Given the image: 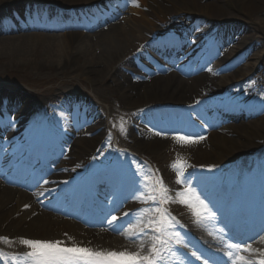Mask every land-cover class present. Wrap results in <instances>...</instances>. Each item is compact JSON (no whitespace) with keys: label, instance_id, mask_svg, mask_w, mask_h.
Wrapping results in <instances>:
<instances>
[{"label":"bare ground","instance_id":"1","mask_svg":"<svg viewBox=\"0 0 264 264\" xmlns=\"http://www.w3.org/2000/svg\"><path fill=\"white\" fill-rule=\"evenodd\" d=\"M71 1L74 2V5L78 6L81 11V16L84 17L83 19L82 17L69 18L68 21L72 23L73 28L77 30L69 33L64 32L62 34L23 32V30L29 31L30 29H39L40 27H48V29L53 27V29L56 30L55 26H57L58 23H55V21H64L67 19V14L63 12L62 5L65 2ZM95 3L101 4L100 7L89 9V7L93 6ZM138 3L139 7L133 6L131 0H121L120 3H118L117 0H0V18L8 12L7 9L9 7L15 13H19L20 8L24 7L25 11L23 12L33 18L32 21H26L24 26H17L8 21V23L0 27V32L14 31L13 33H15L13 36L0 37V54L10 53L14 55L17 51L27 54L28 50L32 47L39 48L41 44L45 45L46 49L45 51L42 50V53L48 57L49 61L55 64L54 66L59 67L57 70L58 74L61 76H70L73 72H76L78 73L77 77L79 76L81 80L89 83L92 88L96 86L104 87L106 93L114 98L113 102L109 104L110 106L106 109L102 106L104 103H107L104 102L103 99H94L96 101H93L95 102V106L98 107L95 122L97 121L100 123H97L98 126L96 128L103 124L106 130L91 141H86L83 136H80V139L75 141L72 153V157L75 158V161L71 162V167L78 169V176H91V172H88L85 167H80V165H92L94 163V161L93 163L90 162L92 157L87 158V156H90V153L95 150L100 140L111 141L113 136L110 133V129H113L116 132L118 146L130 150V152L143 153L139 156L145 158L151 166L154 167L157 177L162 178L168 189L171 187L178 188L175 186L180 187V185L176 184L175 180H173V174L175 172L168 164L169 157H171L172 163L177 158L183 159L187 164L189 163V159L194 161V166L186 168L189 178H192V175H195L198 168L201 166L216 164L215 161L223 162V158L225 157L231 162L241 158L237 163L239 167V173H237L241 174L245 172L248 174L247 180L249 182L252 181V179H256L255 168L258 162L264 157L263 151L259 150L257 154L251 157L247 154L254 151V148H256L253 147L255 146V142L263 140L264 144V118H261L256 123H246L242 121V124L233 126L234 129H237L238 139H231L227 135L220 134L216 130H208V147L200 151H194L192 147H180L181 151H177V148L173 146L172 142L174 136H171L172 132L169 131V129H173L172 127L168 128L167 126L164 128L167 131V135L163 136L164 139L157 138L158 135H156L154 131L145 139L141 136L135 139L134 134L132 132L129 133V131H135L138 127L143 125L144 122H147L148 126H153V118L152 120H148L147 117H140L144 113H150L149 109L144 108L145 106L161 104L168 107L169 111L171 109V111L174 112L177 110L175 107L180 106V104L188 100L194 90L198 91L201 89L202 91L206 90L209 92L215 90L218 85L222 86V88L230 85L233 89L243 88L245 90L244 92L242 90H236L231 93V96L235 97L231 99L233 103L246 99L251 101L258 99L260 102L264 101V96L259 94L257 88L250 89V87L246 85L234 84L243 80L242 78H245L244 76L241 78H232L231 80L229 76H222L220 79L215 80V78H211L210 76L202 75L199 78L187 81L175 75L168 77L159 73V70L155 69L158 66L148 62L144 57H138L131 61H124V58L128 51L126 48H131L136 40L140 41L144 39L140 38V36H143L145 33L151 35L157 34L162 29L158 24L164 23V21H167V19L172 16H182L183 14L191 16L193 13H200L202 16H207V19L229 23L231 22V20H229L230 16H237L239 14L243 22L239 31L243 30L245 32L248 27L247 21H251L254 17L264 13V0H138ZM50 9H53V12H50ZM229 9H233L237 12L236 15H232ZM101 10H104L106 17L109 16L108 19L115 18V21L109 23L105 28L94 32H87V34L84 35L83 33H78L81 32L80 29L88 31L91 28V24L98 22V12ZM187 19L188 23L191 24L192 19L188 17ZM18 28L23 29L17 30ZM233 28L234 25H231V31L229 33L234 32ZM259 33L264 37V27ZM161 38L156 37L153 42L158 45L168 46L169 43ZM74 44H78V52L73 51ZM69 48L71 51H68L70 55L67 56L66 51L69 50ZM81 52H84V54L82 56V61L79 62L80 58L78 56ZM37 55L40 58V54ZM240 56L247 57L248 53L242 51ZM75 58L79 63L76 69L72 70L69 68V65L74 62L73 60ZM62 61H64L63 65ZM257 64L264 69V60H261L260 55L251 63V66L254 67ZM242 72V68L238 70L239 75H241ZM250 92L252 93L250 94ZM7 95L6 92H0V106L4 108L6 101H8L13 105L14 110L17 109L19 102L12 101L14 99L13 94L10 96ZM101 98L106 99L107 97L104 96ZM40 99L41 100L36 97H31V105L24 107L20 112L23 115L22 122L26 127H28L29 122H32L37 117L40 116L41 118L44 113H49L55 124L63 128L62 122L69 119L68 115L64 112V108H67L73 102L78 105L83 104V99L80 97L73 98L70 93H66L65 91H59L50 98L43 97ZM21 101L23 105L24 103L28 104L26 99ZM84 102H86V100ZM203 105L204 102L201 100H192L185 104L184 109L190 116L193 113L198 114ZM116 107L121 110V114L115 111ZM161 112L165 111L161 110ZM104 113H109V126H107V123L104 124L103 122L104 119H102V117ZM135 113L138 115L135 116ZM121 118L124 121L123 132L118 130L120 129L119 125ZM179 124L180 123H178V125ZM96 128L93 129L95 130ZM225 129L227 128H223L222 130ZM62 131L63 130L60 131L58 129L57 135H61ZM32 132L33 131L30 130V135ZM34 133L33 137L35 139L43 136L47 145V138L53 135L55 131L50 126L44 131L37 130ZM70 134L75 133L71 132ZM17 138L19 139L20 136H17ZM60 139H64V137H60ZM24 140L26 139L24 138ZM20 142H22V139H20ZM170 142H172V144H170ZM132 145L133 147L131 149L133 151L130 149ZM17 146L18 145L9 144L4 147L2 158L8 162L17 150ZM107 147L109 149V154H107L106 158H103V162L106 165L104 168H100V170L108 169V166L113 167L115 163L109 164V157L110 154L118 152L117 161L119 157L123 159L121 171L127 173L126 176L128 180L132 179L131 175H143V172L133 173L132 166H130L129 163H134L136 160L132 159L133 157L130 154L119 152L116 150L119 148L112 145H107ZM9 149H11V151L7 154V150ZM186 152H189L188 154L192 156L188 157ZM37 154L38 152L36 149L29 156L30 161H34ZM45 154H43V156ZM223 154L226 155L223 156ZM83 158V163H80V160ZM140 165L144 168H150V166L143 162H141ZM5 167L6 166H1L0 171H4ZM12 167L16 169L19 166L15 165ZM157 167H159L158 170ZM114 170L116 169H111V171ZM44 172L45 174L48 173L47 171ZM5 173L8 174L0 175V237H7L9 239V243L0 242V245L8 252H3L5 254L3 257L4 260L13 254H23L20 249L23 247L20 243V238L62 240L68 246L76 244L82 247H90L94 250H127L130 252L139 250V244L136 240L134 241L135 244L121 242L117 240V238L111 236L108 231L99 230L95 232L87 229L86 224L88 220L84 218V215L78 213V210L74 209L72 201L68 202L69 205H58L56 209H60L65 216L80 218L84 227L79 225V223H74L65 218H58L52 213L42 210L38 203L33 202L32 198L23 197V194L26 193L24 190L12 187L1 188V181L4 179H10L12 183L16 185L20 184V182L17 183L18 181L13 178H20L21 172L19 169L16 170V172L10 170ZM50 180L53 183L51 188L54 190L53 196L64 194V188L68 180L59 182V179L53 174H51ZM140 183L143 185V178L141 182H139V185ZM76 190L73 189L74 194L71 196L75 203L80 199L81 193ZM18 194L22 195L18 196ZM45 194L50 195L52 192L49 189L44 192V195ZM172 194L173 192L171 194L169 192L170 196ZM40 195V191L35 192V199L39 200L44 205L47 204V202L43 200V196ZM209 195L216 196L217 192H211ZM244 203L247 204L246 201H244ZM177 204L179 208L175 209L174 213L180 215L183 209L189 212L186 216H190L189 219L183 218V211L179 220L182 219L186 224L193 221L190 227L193 228L196 234L203 238V235H205V232H203L204 229L196 222V218L192 215L190 209L180 203ZM25 205L28 207H25ZM165 206L170 212L173 204L169 203ZM262 207L263 205L261 204L259 208L256 207V209L262 212ZM125 222L127 227L124 229V225L121 226L119 224L117 228H121V231L114 230V233L123 232L131 235L128 233L130 223L128 220H125ZM212 232L214 231L212 230ZM122 236L126 237L125 235ZM128 239L130 240V238ZM15 240L16 242L14 243ZM145 240L143 252L147 254V238H145ZM202 241L207 243V245L213 244L210 241L206 242L205 239H202ZM252 246H257L260 250H264V234L261 238L256 240ZM222 247H224V245ZM250 256L258 258V254H252ZM0 264H3L2 258H0Z\"/></svg>","mask_w":264,"mask_h":264},{"label":"snow or ice","instance_id":"2","mask_svg":"<svg viewBox=\"0 0 264 264\" xmlns=\"http://www.w3.org/2000/svg\"><path fill=\"white\" fill-rule=\"evenodd\" d=\"M133 6L139 7L138 0H131ZM115 126V125H114ZM120 131H124V121L121 118ZM159 135V133H157ZM173 139L180 145H191L204 139L203 136L193 138L192 136L176 135ZM170 167L175 172V183L182 185V189L175 193V198L169 195V189L150 168H144L137 164L138 173L143 172V185L138 189V195L134 199L142 205L135 213L136 222L128 229L126 238H135L139 244V250L130 251H108L94 250L90 247H82L76 244L68 246L62 240H34L20 238V243L28 251L23 254H13L7 258L6 264H166L165 253H172V246L183 244V237L175 231L179 223L172 216L165 205L169 203H180L190 209L196 222L206 225L215 219V213L209 208L205 199L197 188L193 186L191 179L185 176V170L191 165L181 158H177ZM48 183V181H45ZM25 207H28L25 205ZM128 216L129 213H123ZM119 217L113 215L108 223L114 224ZM223 232V229L220 230ZM145 238H147L148 250L144 254ZM250 240L253 238H249ZM0 242L9 243L7 237H0ZM258 253V258L253 260L249 256ZM175 255V253H172ZM196 259H200L195 252L192 253ZM224 255L228 258V264H264V250L252 247L247 241H224ZM5 254L0 252V258ZM207 264V261H205Z\"/></svg>","mask_w":264,"mask_h":264},{"label":"rangeland","instance_id":"3","mask_svg":"<svg viewBox=\"0 0 264 264\" xmlns=\"http://www.w3.org/2000/svg\"><path fill=\"white\" fill-rule=\"evenodd\" d=\"M65 4L67 5H72L73 2H66ZM229 12L232 15H236L237 12H235L233 9H229ZM235 18V19H234ZM169 20H174L173 18H170ZM211 20V19H210ZM232 22H236V23H241L243 24V22H241V18L239 16V14L237 16H230V19ZM205 21V20H204ZM215 21V20H212ZM208 21L205 22H201L200 23V27L202 28H206V27H216L218 26V24H215L213 22H209ZM264 23V13L260 14L256 17H254L251 21H247V30L245 32H243V35L239 36L238 42H237V47L241 48L243 46H247L250 43L253 44H257L258 50L257 52L254 53L253 56L250 57L248 62H252V59L256 56L261 55L264 56V37L262 34H260L259 32L261 31V29L264 27L263 26ZM108 25V23H107ZM107 25H100L99 29L105 28ZM97 29V30H99ZM168 30H172L173 27L168 26L167 28ZM82 34V32H81ZM84 35V33H83ZM144 36V35H143ZM143 36H140V38H143ZM236 41V40H233ZM134 44L137 46L139 44V41H135ZM134 45V46H135ZM229 44L226 45V47H228ZM78 44H74L73 45V51L78 52ZM46 47L45 45H40L39 48H35L32 47L30 50H28L27 54H23L20 52H15L14 55L10 54V53H1L0 54V91H4L6 93H8V91H11L10 94H15L19 97L22 98V100L27 101L28 104H24V106H29L31 105V97H36L39 100H41L40 98H50L52 97L55 93H58L59 91H65L68 93H74L76 95H80L82 97H90L88 99H90L92 102L96 101L94 99H103L104 103L103 108H107L109 107L112 102H113V97L109 96L106 93V89L104 87L101 86H96L94 88H92L90 86L89 83H87L84 80H81L79 78V76L77 77L76 72H73L70 76L69 75H64L61 76L60 74H58L57 70L59 69V67L54 66L55 64H53L51 61L48 60V57L42 53V50L45 51ZM128 50L129 55L133 54L132 50L130 48V52H129V48H126ZM71 51V49L69 48V50H67V56H69V52ZM37 54H40V58ZM84 52L79 53V62L82 61V56H83ZM62 59V58H61ZM255 59V58H254ZM47 60V61H45ZM63 60V59H62ZM74 62L72 64L69 65V68L72 70H75L76 67L78 66L77 64L79 63L77 61V59L75 58L73 60ZM184 59H178V65L176 66L178 69H183V63H184ZM62 61V65H63ZM248 62H243L242 60L237 62V64L239 65L240 68L243 69V72L241 73L240 76H246L248 75V73L250 72L251 68H248ZM214 64H219V65H224L225 61L223 60V58L221 59V57H219L218 55H211L209 57V63H208V67ZM67 67V66H66ZM238 72V71H237ZM264 74V72H263ZM257 76H259L258 74H256ZM238 76V77H240ZM179 77V76H177ZM264 91V89H263ZM199 94V91H195L190 95V98H188L189 100L192 99L194 100ZM106 96L107 98H101ZM30 98V99H29ZM95 103V102H93ZM98 108V107H97ZM117 113H119V109L116 107L115 110ZM85 115L82 116V119H85L82 121V119L80 120V123L77 128H79V130H81L83 128V126H81L82 124L85 125V127L88 125V123L94 122L90 117H91V111H86L84 112ZM19 114V108L17 110H15L12 115L14 118H16ZM107 115V114H104ZM261 115L263 116H258V117H263L264 118V112L261 113ZM95 118V115L93 116ZM241 118V117H240ZM231 119V120H235V121H228L226 116L223 119H226V122L224 123V125H229L230 127L227 130L226 135L231 138V139H238V134H237V129H234L233 126H238L240 124H242V121H238V119ZM80 119V118H79ZM103 119V117H102ZM251 120V119H249ZM260 120V119H259ZM254 120L251 121L250 123H256L259 121ZM104 124L105 121L103 120ZM100 124V123H98ZM74 124H72L73 126ZM98 126V125H97ZM95 125V128L97 127ZM83 129V131H87L90 132L91 130L88 129L87 127ZM264 128V127H263ZM105 127L103 126V124L101 126H99L98 128H96V135H100L101 133H103ZM189 136L192 137H198V133L195 134H189ZM95 137L93 138H88L86 136L85 140L86 141H91L93 140ZM263 141V140H260ZM205 143V141L203 142ZM260 144V143H258ZM73 147L68 148L69 155H71ZM226 154H223V156H225ZM227 157L223 158V160H226ZM72 171L69 172L67 174V176H71ZM55 215H57V213H55Z\"/></svg>","mask_w":264,"mask_h":264}]
</instances>
